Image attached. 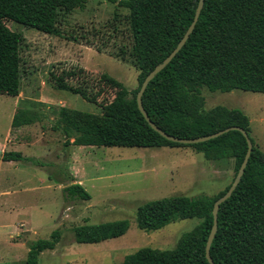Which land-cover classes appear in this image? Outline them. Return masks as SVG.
I'll list each match as a JSON object with an SVG mask.
<instances>
[{"label": "trees", "instance_id": "16d2710c", "mask_svg": "<svg viewBox=\"0 0 264 264\" xmlns=\"http://www.w3.org/2000/svg\"><path fill=\"white\" fill-rule=\"evenodd\" d=\"M88 1L0 0V94L17 96L21 79L19 46L23 36L10 30L5 22L14 21L44 34L61 36V14L84 9ZM109 1L128 9L131 47H122L114 55L139 70L138 86L128 90L114 77L102 73L95 78L99 90L89 91L86 79L77 86L69 83V79H79L86 73L82 67L59 74L50 72L49 80L55 88L79 95L102 110L101 115H95L61 107L58 129L64 134L65 145L190 147L206 160L232 158L235 177L247 150L241 132L231 130L190 145L176 143L152 129L136 103L143 79L177 45L192 22L198 0ZM201 87L213 92L239 89L264 94V0H204L186 43L149 82L142 96L150 120L169 135L194 138L230 126H239L248 133L253 147L239 184L219 206L210 256L215 264H264V152L250 136L248 116L240 109L222 105L206 110ZM104 88L112 93L108 101L99 99ZM34 121L27 109H17L11 125L21 127ZM1 159L35 163L32 157L15 151L3 152ZM73 180L63 188L65 197L89 200L90 194ZM230 184L215 197L180 194L139 205L135 222L144 231L189 218L200 222L184 232L172 249L141 247L126 254L122 264H210L205 245L213 223V203ZM128 228V220L85 222L74 226L72 232L75 242L92 244L122 236ZM60 236L57 229L48 239L29 242L25 264H38L39 255L55 249Z\"/></svg>", "mask_w": 264, "mask_h": 264}, {"label": "rangeland", "instance_id": "374dc122", "mask_svg": "<svg viewBox=\"0 0 264 264\" xmlns=\"http://www.w3.org/2000/svg\"><path fill=\"white\" fill-rule=\"evenodd\" d=\"M127 15L128 9L109 0H89L84 9L61 14V36L5 22L10 30L20 32L23 40L19 46V94H0V146L4 145L0 189L5 185L12 192L0 197V264H25L27 244L48 239L57 229L59 242L55 249L39 255L38 264H122L126 254L141 247L172 249L200 220H178L144 231L135 222L137 207L180 194L215 197L232 181V158L206 160L190 147L65 145L64 134L58 129L61 107L95 115H101L102 110L79 95L55 88L49 73L82 67L86 73L69 79L70 84L77 86L86 79L89 91H98L95 78L106 73L128 90L135 89L139 70L115 56L122 47H131ZM73 37L79 40L73 41ZM200 91L206 110L217 105L242 110L250 120V136L264 152L263 93L239 89L213 92L205 87ZM111 96L104 88L99 99L108 101ZM17 109H27L35 121L12 127ZM8 151L32 157L35 163L3 161L1 156ZM74 175L83 180L89 200L65 197L63 188ZM118 220L129 222L122 236L92 244L74 241L72 228L76 225Z\"/></svg>", "mask_w": 264, "mask_h": 264}, {"label": "water", "instance_id": "95a60500", "mask_svg": "<svg viewBox=\"0 0 264 264\" xmlns=\"http://www.w3.org/2000/svg\"><path fill=\"white\" fill-rule=\"evenodd\" d=\"M203 3H204V0H198L192 22L190 23V25L188 26V28L184 32L183 36L181 37V39L179 40L177 45L173 48V50L159 64H157L153 68V70H151L145 76V78L143 79V81L139 87V90L136 94V103H137L139 111L141 112V114L143 115L145 120L148 122L150 127L152 129H154L156 132H158L160 135L165 137L166 139L171 140V141L176 142V143H180V144H184V145H190V144H195V143H199V142H204V141L216 138V137H218V136H220L226 132H229L231 130H237V131L241 132L242 135L244 136V138L246 139L247 150H246L245 156L242 160V163H241L233 181L231 182L227 191L222 196L218 197L213 203V209H212L213 223H212L211 230H210V233L208 235L206 245H205V257L210 264H215L213 262L211 256H210V246H211V243L213 241V238H214V236L217 232V228H218L217 217H218L219 206L232 195L233 191L236 189L237 185L239 184V182L241 180V177L243 175L244 169L247 165V162H248V159H249L252 147H253L251 139H250L248 133L243 128H241L239 126H230V127L225 128V129H222L220 131H217L215 133H212L210 135H205V136H200V137H194V138L175 137V136H172V135L165 133L154 122H152L150 120L149 116L147 115L145 109L143 108V105H142V96H143V93H144L147 85L155 77V75L157 73H159L161 70H163L170 63V61L175 57V55L184 46V44L186 43L187 39L189 38L190 34L192 33V31L195 27V24L199 18L200 12H201L202 7H203Z\"/></svg>", "mask_w": 264, "mask_h": 264}, {"label": "crops", "instance_id": "0c3cea01", "mask_svg": "<svg viewBox=\"0 0 264 264\" xmlns=\"http://www.w3.org/2000/svg\"><path fill=\"white\" fill-rule=\"evenodd\" d=\"M16 97V96H15ZM16 112V111H15ZM4 147V145H1L0 146V152H1V149ZM85 147H89V148H92L94 146H85ZM3 150V149H2ZM72 169L74 170L75 169V166L72 167ZM78 178L77 176L74 175V180H73V183L74 182H78L79 184H81L83 186V180L81 181V179H76ZM1 187V186H0ZM4 188L3 189H0V197L2 196H8L10 195L12 192L10 191L9 188H6L5 185L3 186ZM6 188V189H5Z\"/></svg>", "mask_w": 264, "mask_h": 264}]
</instances>
